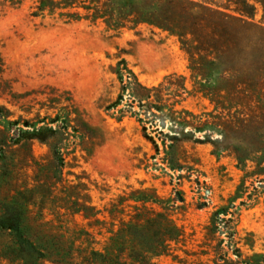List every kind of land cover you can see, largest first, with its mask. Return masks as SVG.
<instances>
[{"label":"trees","instance_id":"trees-1","mask_svg":"<svg viewBox=\"0 0 264 264\" xmlns=\"http://www.w3.org/2000/svg\"><path fill=\"white\" fill-rule=\"evenodd\" d=\"M5 1L18 5L24 0ZM256 5V0H32L30 14L63 23L100 21L111 37L126 29L175 37L185 53L190 87L185 76L175 74L157 85L142 84L128 58L130 50L118 45L107 53L110 94L100 108L117 111L119 120L134 117L157 155L165 150L161 162L156 154L139 152L144 165L153 158L182 169L187 157L181 146L191 149L182 143L217 146L227 141V155L238 171L227 196L232 204L251 189L264 193V27L253 22ZM188 97L196 99L199 112L184 106ZM249 100L254 104L243 105ZM0 116L14 118L10 139L16 144L11 149L3 143L4 153L16 161L2 172L0 264H147L158 255L203 264L187 261L188 253L179 249L186 236L166 212L177 200L183 202L180 190L163 195L143 180L115 187L84 171L100 137L67 92L21 106L14 115L0 107ZM214 132L222 140L213 138ZM193 154L189 160L196 163L199 157ZM34 194L41 195L36 200ZM47 202L56 211H42ZM226 205L205 226L209 264H264V247L256 249L262 237L221 225L229 223L219 216L227 214Z\"/></svg>","mask_w":264,"mask_h":264},{"label":"rangeland","instance_id":"rangeland-1","mask_svg":"<svg viewBox=\"0 0 264 264\" xmlns=\"http://www.w3.org/2000/svg\"><path fill=\"white\" fill-rule=\"evenodd\" d=\"M256 1L253 22L264 27V0ZM31 3L32 0H24L17 5L0 0L2 111L14 115L21 106L37 105L49 96L67 92L81 117L100 137L83 164L87 174L115 187L117 183L131 182L136 185L137 181L143 180L145 185L156 188L163 195L172 196L174 190L182 192L183 202L177 200L173 207H167L166 212L186 236L179 249L188 253L187 261L209 264L212 258L210 253H206L205 226L209 218L215 212L218 214L219 208L226 204L227 214L221 212L219 216L228 219L229 223L221 225L235 228L239 233H257L262 238L256 242V249L264 247V193L251 189L249 195L228 204L227 196L238 179V171L234 168L235 162L227 155V141L224 140L226 144L218 142L217 146L210 142L182 143L191 145V149L181 146L187 157L183 168L171 169L160 163L165 150L153 128L147 131L162 148L158 155L150 140L141 135L134 117L124 116L119 120L117 111L100 108L110 94L107 53L115 51L118 45L130 50L128 58L142 84L157 85L166 75L175 74L185 76L186 85L190 87L192 80L186 68L185 53L175 37L161 39L146 32L134 34L130 29H126L120 37H111L103 31L104 24L100 21L80 19L63 23L47 16L34 17L30 14ZM195 101V98L188 97L183 104L199 112ZM253 104L249 100L243 105L249 107ZM13 119L11 116H0V199L5 193L4 167L16 161L14 156L4 153L3 144L6 141L11 149L16 146L10 139ZM187 130L190 126L185 127ZM219 137V134L213 133V138ZM140 148L142 150L139 151ZM36 149L40 151L37 146ZM192 150L199 157L196 163L189 160L194 157ZM144 151L156 154L160 162L154 163L157 159L152 158L148 165H144L139 154ZM221 167L225 173L223 177L219 172ZM10 182L14 183L13 180ZM24 195L30 197V191ZM34 195L37 200L41 194ZM42 211L50 213L56 209L47 202ZM222 238L224 241L228 239L225 233ZM182 256L185 257L184 254ZM147 264L182 263L169 256L158 255Z\"/></svg>","mask_w":264,"mask_h":264}]
</instances>
